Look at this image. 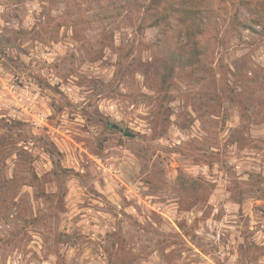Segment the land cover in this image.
I'll return each mask as SVG.
<instances>
[{"label":"rangeland","instance_id":"rangeland-1","mask_svg":"<svg viewBox=\"0 0 264 264\" xmlns=\"http://www.w3.org/2000/svg\"><path fill=\"white\" fill-rule=\"evenodd\" d=\"M0 264H264V0H0Z\"/></svg>","mask_w":264,"mask_h":264},{"label":"trees","instance_id":"trees-1","mask_svg":"<svg viewBox=\"0 0 264 264\" xmlns=\"http://www.w3.org/2000/svg\"><path fill=\"white\" fill-rule=\"evenodd\" d=\"M192 43L194 44V41Z\"/></svg>","mask_w":264,"mask_h":264}]
</instances>
